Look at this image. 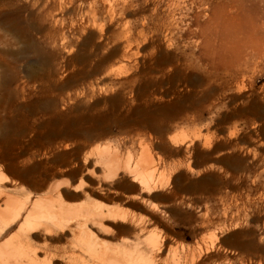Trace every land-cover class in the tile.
Segmentation results:
<instances>
[{"label": "rangeland", "instance_id": "374dc122", "mask_svg": "<svg viewBox=\"0 0 264 264\" xmlns=\"http://www.w3.org/2000/svg\"><path fill=\"white\" fill-rule=\"evenodd\" d=\"M205 1L0 0V193L153 210L168 263L264 264V0ZM141 145L169 178L155 199L82 171Z\"/></svg>", "mask_w": 264, "mask_h": 264}, {"label": "bare ground", "instance_id": "6f19581e", "mask_svg": "<svg viewBox=\"0 0 264 264\" xmlns=\"http://www.w3.org/2000/svg\"><path fill=\"white\" fill-rule=\"evenodd\" d=\"M248 41L257 53L252 54V64H261L264 41L253 38ZM168 142L177 144L174 137L168 138ZM159 155L141 145L140 156L131 162L129 155L121 157L116 148L95 147L82 157V171L96 180V186L109 182L107 186L111 189L114 181L131 184L140 194L155 199L158 195L153 192L164 190L169 181V178L164 180L166 172L161 169L164 161ZM167 171L171 172L170 167ZM57 188L58 185L51 190ZM79 197L88 199L89 193L82 192ZM67 198V193L60 191L0 193V264H186L188 254L172 263L159 260L164 243L163 236L160 238L154 230L153 210L139 213L124 206H102L91 200L71 206L66 203ZM113 227L116 228L111 237L114 244H106L100 236L108 235ZM59 244L66 246H57ZM82 252L87 258L81 256Z\"/></svg>", "mask_w": 264, "mask_h": 264}]
</instances>
